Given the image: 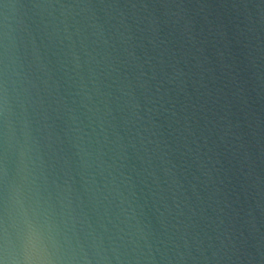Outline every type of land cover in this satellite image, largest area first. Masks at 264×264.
<instances>
[{"label":"water","instance_id":"95a60500","mask_svg":"<svg viewBox=\"0 0 264 264\" xmlns=\"http://www.w3.org/2000/svg\"><path fill=\"white\" fill-rule=\"evenodd\" d=\"M0 264H264L244 0H0Z\"/></svg>","mask_w":264,"mask_h":264}]
</instances>
